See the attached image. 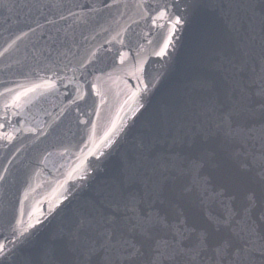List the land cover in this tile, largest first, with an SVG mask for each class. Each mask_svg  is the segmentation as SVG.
<instances>
[{"label":"water","instance_id":"1","mask_svg":"<svg viewBox=\"0 0 264 264\" xmlns=\"http://www.w3.org/2000/svg\"><path fill=\"white\" fill-rule=\"evenodd\" d=\"M171 2L0 0V123H6L4 105L12 104L18 93L52 80L57 85L51 92H28L20 97L19 108L8 110L7 131L14 139H0V243H15L0 264H26L51 246L77 209L101 186L120 178L133 145L149 132L167 130L160 128L165 108L173 106L213 55L205 34L214 30L221 38L215 50L233 54L224 17L237 27L254 28L255 50L260 51L262 21H249L250 0H200L190 22L177 26L168 55L156 56L172 30L167 17L158 21L165 27H154L148 6ZM187 3L180 0V7ZM171 12L182 14L175 8ZM88 60L92 63L81 68ZM74 87L85 98L70 103ZM84 120L90 123H80ZM109 130H114L111 147L101 142ZM4 131L0 129V136ZM218 142L240 154L236 168L253 150L225 144L222 138ZM257 232L264 236V224Z\"/></svg>","mask_w":264,"mask_h":264},{"label":"snow or ice","instance_id":"2","mask_svg":"<svg viewBox=\"0 0 264 264\" xmlns=\"http://www.w3.org/2000/svg\"><path fill=\"white\" fill-rule=\"evenodd\" d=\"M199 7L200 0L184 8L180 0L148 6L153 26L165 27L158 21L167 17L172 30L156 56L168 55L177 26L189 23ZM173 8L182 14H173ZM249 9V21H262L260 51L254 28L237 27L230 17L224 19L232 55L215 50L221 38L209 30L204 42L213 55L165 108L160 128L167 130L149 132L133 145L120 178L101 186L51 246L26 264H264V236L257 232L264 224V0H250ZM125 59L121 55L120 63ZM56 87L55 80L34 84L6 103L0 139H14L7 131L8 110L21 106V96ZM74 91L70 103L85 98L79 87ZM113 131L101 141L108 147ZM221 138L242 150L251 146L250 158L236 168L240 154L223 149ZM216 206L221 211H212ZM221 232L227 235L217 238ZM14 243H0V258L11 254Z\"/></svg>","mask_w":264,"mask_h":264}]
</instances>
